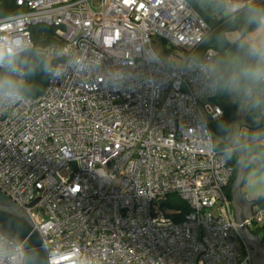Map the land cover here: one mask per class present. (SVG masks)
<instances>
[{"label":"built area","instance_id":"built-area-1","mask_svg":"<svg viewBox=\"0 0 264 264\" xmlns=\"http://www.w3.org/2000/svg\"><path fill=\"white\" fill-rule=\"evenodd\" d=\"M14 1L0 47L32 48L38 24L62 42L42 92L0 111V191L28 213L49 264H251L227 191L234 169L209 125L217 95L154 62L156 41L174 62L209 36L188 0ZM244 222L264 228V206ZM0 251V264H23L1 234Z\"/></svg>","mask_w":264,"mask_h":264},{"label":"clouds","instance_id":"clouds-1","mask_svg":"<svg viewBox=\"0 0 264 264\" xmlns=\"http://www.w3.org/2000/svg\"><path fill=\"white\" fill-rule=\"evenodd\" d=\"M197 5L240 22V27L225 38L229 47L213 57L192 53L180 61L154 62L165 67L171 79L188 77L203 93L227 96L239 117L251 119V127H241L235 121L218 125L226 141L223 156H242V165L256 173L253 181L264 183V175H260L264 173V4L257 0H197ZM25 52L22 43L14 45L12 53L0 47V111L24 99L26 76L30 74L21 62ZM112 84L121 87L124 78L117 75Z\"/></svg>","mask_w":264,"mask_h":264},{"label":"trees","instance_id":"trees-1","mask_svg":"<svg viewBox=\"0 0 264 264\" xmlns=\"http://www.w3.org/2000/svg\"><path fill=\"white\" fill-rule=\"evenodd\" d=\"M188 2L208 24L209 31L212 33L209 47L216 49L218 53L225 51L229 47L224 39L225 33L236 31L240 27V22L230 21L223 12H208L202 10V8L197 5V0H188ZM257 2L264 4V0H257ZM20 11L21 9L14 0H0V18L19 13ZM30 32L33 39V47L26 50L21 61L30 69V74L26 76L27 88L24 95L36 97L47 84L48 70L57 59L50 50L60 49L62 47V42L56 36L55 28L52 26L44 24L34 25L30 28ZM215 101L221 106L223 114L217 120L211 121L209 125L213 136L216 135L220 139V141L216 143V146L218 148H224L226 141L223 134L218 131V125L222 122L235 121L237 118V109L236 106L227 99V96L217 95ZM228 162L234 169L230 181L231 184L239 169V157L234 156L232 159H228ZM227 191L229 194V187ZM168 200L174 202V207L176 208H181L185 212L189 210L188 206L174 195L168 196L167 201ZM251 232L260 238L261 243H264V228H252Z\"/></svg>","mask_w":264,"mask_h":264},{"label":"water","instance_id":"water-1","mask_svg":"<svg viewBox=\"0 0 264 264\" xmlns=\"http://www.w3.org/2000/svg\"><path fill=\"white\" fill-rule=\"evenodd\" d=\"M242 160V156L240 157ZM75 165V163H72ZM245 173V166L240 161V169L233 188L236 206V218L243 226L237 231L247 246L251 264H264V245L258 236L253 235L245 226L244 220L251 215L252 201H246L241 194L240 184ZM0 234L13 239L23 249V264H49L48 255L43 249V239L33 227L30 216L19 205L0 191Z\"/></svg>","mask_w":264,"mask_h":264},{"label":"rangeland","instance_id":"rangeland-1","mask_svg":"<svg viewBox=\"0 0 264 264\" xmlns=\"http://www.w3.org/2000/svg\"><path fill=\"white\" fill-rule=\"evenodd\" d=\"M234 31L232 32H226L225 33V37H229L233 34ZM211 37H212V33H209V36L206 38V40L204 42H202L200 44V46L198 47V49L196 50V53H199L200 49L202 47H206L208 45L211 44ZM219 43V42H217ZM153 48L154 51L156 52V54L163 60L166 59L167 53L169 52L168 50H170V46H164L162 44V42L160 41H156L153 44ZM177 56H184V51L183 50H179V49H173L172 50ZM181 59L178 58L177 61H180ZM229 99V98H228ZM230 101V100H229ZM235 122H237L240 126H243V123L245 122L243 120V118L240 117V119H236ZM214 139L215 142L218 143L220 141V139L214 135ZM67 174L66 171H62V175ZM253 175H256L255 171H250L248 169V171L246 172V179L243 183V191L245 192V194L249 197L250 200H255V202H257L260 198L259 197H264V183H256L253 181L252 177ZM260 175H264V173H260ZM262 245H264V243H262Z\"/></svg>","mask_w":264,"mask_h":264},{"label":"crops","instance_id":"crops-1","mask_svg":"<svg viewBox=\"0 0 264 264\" xmlns=\"http://www.w3.org/2000/svg\"><path fill=\"white\" fill-rule=\"evenodd\" d=\"M209 46V45H208ZM207 47V46H206ZM198 49V48H197ZM196 49V50H197ZM196 50H195V52L194 53H196ZM204 50V47H202L199 51V54H202V51ZM227 99H228V97H227ZM229 100V99H228ZM236 119H240V117L237 115V118ZM243 120L245 121L244 123H243V126H241V127H251L252 126V122H251V119L250 118H243ZM240 161H241V159H240V157H239V169H240ZM239 169H238V172H239ZM248 171V168H246L245 167V173H244V175H243V178H242V181H241V184H240V192H241V194H244L245 192L243 191V183H244V181H245V179H246V172ZM238 172H237V175H238ZM237 175H236V177L234 178V180H233V182L230 184V186H229V197H230V199H231V201H232V205H233V208H234V212H235V216H236V206H235V202H234V197H233V188H234V184H235V181H236V178H237ZM245 198H246V201H252V202H255V200L253 201V200H250L249 199V197L245 194ZM260 199L257 201V202H255V204H253V205H251V213H253V212H255V211H257L259 208H261L262 206H264V197H259ZM251 229L252 228H250L249 230H250V232H251ZM252 233V232H251ZM253 234V233H252ZM254 235V234H253Z\"/></svg>","mask_w":264,"mask_h":264},{"label":"flooded vegetation","instance_id":"flooded-vegetation-1","mask_svg":"<svg viewBox=\"0 0 264 264\" xmlns=\"http://www.w3.org/2000/svg\"><path fill=\"white\" fill-rule=\"evenodd\" d=\"M252 261H253V264H255V262H254V260L252 259Z\"/></svg>","mask_w":264,"mask_h":264}]
</instances>
